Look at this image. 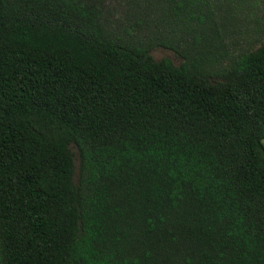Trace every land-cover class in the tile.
Returning a JSON list of instances; mask_svg holds the SVG:
<instances>
[{
  "label": "trees",
  "instance_id": "trees-1",
  "mask_svg": "<svg viewBox=\"0 0 264 264\" xmlns=\"http://www.w3.org/2000/svg\"><path fill=\"white\" fill-rule=\"evenodd\" d=\"M263 138L264 0H0V264H264Z\"/></svg>",
  "mask_w": 264,
  "mask_h": 264
},
{
  "label": "rangeland",
  "instance_id": "rangeland-1",
  "mask_svg": "<svg viewBox=\"0 0 264 264\" xmlns=\"http://www.w3.org/2000/svg\"><path fill=\"white\" fill-rule=\"evenodd\" d=\"M257 13V12H256ZM258 14V13H257ZM245 13L239 18L238 22L245 23L246 22ZM249 20H247V23ZM150 55L153 59L158 60L162 57L169 58L174 64H177L181 59L178 57L177 54H175L173 51L162 48V47H154L149 51ZM73 150V148H72Z\"/></svg>",
  "mask_w": 264,
  "mask_h": 264
},
{
  "label": "crops",
  "instance_id": "crops-1",
  "mask_svg": "<svg viewBox=\"0 0 264 264\" xmlns=\"http://www.w3.org/2000/svg\"><path fill=\"white\" fill-rule=\"evenodd\" d=\"M262 142H263V145H264V138H263Z\"/></svg>",
  "mask_w": 264,
  "mask_h": 264
}]
</instances>
